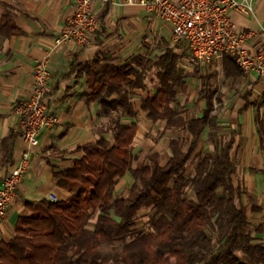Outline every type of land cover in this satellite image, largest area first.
<instances>
[{
  "label": "trees",
  "instance_id": "obj_1",
  "mask_svg": "<svg viewBox=\"0 0 264 264\" xmlns=\"http://www.w3.org/2000/svg\"><path fill=\"white\" fill-rule=\"evenodd\" d=\"M16 32L10 16L2 15L0 36ZM175 63V55L165 50L156 60H138L140 70L130 63L74 65L86 77L88 100L98 102L110 123L70 168L54 172L56 185L70 194L67 199L24 202L28 213L18 216L14 236L0 242V264H264V244L252 236L261 228L253 227L235 202L232 140L203 155L192 176L183 175L204 126L214 127L216 116L210 115L208 90L199 117L184 118L169 105L176 99L175 86H182ZM153 68L158 86L142 104L147 119L186 132L168 141L169 158L163 164L156 153L135 160L137 126L123 122L136 117L129 101L132 91L143 86ZM258 126L264 133V124ZM15 138L11 134L2 141L6 154ZM125 175L131 182L123 196L116 185ZM141 210H149L148 220L145 229L136 230ZM116 244L120 250L114 254Z\"/></svg>",
  "mask_w": 264,
  "mask_h": 264
},
{
  "label": "crops",
  "instance_id": "obj_2",
  "mask_svg": "<svg viewBox=\"0 0 264 264\" xmlns=\"http://www.w3.org/2000/svg\"><path fill=\"white\" fill-rule=\"evenodd\" d=\"M253 8L252 15L232 14L237 30L247 34L244 48L250 54L264 49V0H254ZM92 9L100 27L89 45H55L54 39L73 14L74 0H0V17L10 16L19 31L0 36V182L26 147L17 132L14 109L30 95L32 68L43 59L47 60L50 74L47 101L58 119L38 136V146L32 151L28 170L0 222V242L14 236L18 216L28 213L24 202L49 199L50 195L58 201L70 196L56 185L54 172L70 168L72 161L79 158L82 150L110 123L109 118L100 113L98 102L88 100L91 91L86 77L78 73L74 65L130 63L140 70L136 65L138 60H156L165 50H170L175 55L176 69L182 72V86H175L176 99L169 105L176 110L172 104L180 97L187 98L194 102L196 114L179 115L199 117L205 108L204 93L208 90L213 107L220 106L219 112H215L216 108L210 111V115L216 116L215 126H204L194 154L202 146L205 154L211 153L232 140L230 157L236 169L231 180L238 190L235 202L238 207L241 204L249 223L261 228L259 232H252V236L257 243L264 244V133L258 126L259 121L264 124V101H261L264 87L257 74L243 72L229 62L228 57L208 65L193 64L187 47L172 43L170 26L139 5H127L124 0H93ZM154 73L153 68L145 75L143 86L132 91L129 101L136 117H124L123 122L136 123L133 146L154 124L177 132L164 144L169 152L168 141L185 136L186 132L167 128L164 120L147 119L142 104L156 93L158 82ZM215 76L221 79L218 87L211 85ZM213 88L217 89L216 94ZM11 134H16V138L10 153L6 154L2 141ZM104 136L110 140L109 133ZM159 152L152 150L146 156L154 153L160 156ZM160 163L163 164L161 159ZM127 177H122L116 188L123 180L127 182Z\"/></svg>",
  "mask_w": 264,
  "mask_h": 264
},
{
  "label": "built area",
  "instance_id": "obj_3",
  "mask_svg": "<svg viewBox=\"0 0 264 264\" xmlns=\"http://www.w3.org/2000/svg\"><path fill=\"white\" fill-rule=\"evenodd\" d=\"M92 1L74 0L73 14L54 39L55 45L73 43L83 47L92 42L100 27ZM124 3L139 5L167 23L172 43L184 44L192 63L208 65L230 56L243 72H255L264 87V49H258L254 54L247 52L244 48L247 34L237 30L232 19V14L252 15L254 0H124ZM31 79L30 95L14 109L17 132L26 147L0 182V222L28 170L32 151L38 146V136L43 129L58 122L47 101L50 74L46 59L33 66ZM49 200L57 199L50 195Z\"/></svg>",
  "mask_w": 264,
  "mask_h": 264
},
{
  "label": "rangeland",
  "instance_id": "obj_4",
  "mask_svg": "<svg viewBox=\"0 0 264 264\" xmlns=\"http://www.w3.org/2000/svg\"><path fill=\"white\" fill-rule=\"evenodd\" d=\"M155 39V38H154ZM150 41H152V38L150 36ZM194 64V63H193ZM221 79L217 78L216 76L213 77L211 85L213 87H218L220 84ZM217 90V89H216ZM215 88H213L214 94ZM194 102L188 100L187 98L180 97L178 99L177 103H173L172 106L176 107V110H178V113H181L185 116L195 115L196 111L194 109ZM220 106L217 105L215 112H219ZM153 126V125H152ZM161 131V132H160ZM159 134V135H158ZM178 133L175 131H166L162 129L161 126H158L157 124H154V127L150 130V132L144 136H140L139 139H136L135 144L133 146V152L135 154V160L136 161H142L145 159L148 152L152 150H159L160 152V159L161 162H165L167 158L169 157V152L164 148V144L166 143L167 138L176 136ZM218 142H221L220 139H216ZM216 143H214L215 146ZM217 150H213L211 153H214ZM205 154L204 148L202 146V149L195 153L194 156L190 159V161L187 163L185 170L183 172V175L185 177H190L194 173V166L195 163ZM129 176V175H128ZM127 182L122 181V185L120 184L116 188L117 194H123V196L126 194V189L129 186V182L131 180L130 176L127 177ZM240 207L242 208L241 204ZM149 215V210H141L138 213L137 219H136V225L134 228L136 230L145 229V226L147 224ZM96 219V214H93L90 220V224L93 225ZM111 250L114 254H117L120 250V247L118 244L111 247Z\"/></svg>",
  "mask_w": 264,
  "mask_h": 264
}]
</instances>
